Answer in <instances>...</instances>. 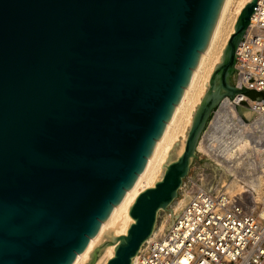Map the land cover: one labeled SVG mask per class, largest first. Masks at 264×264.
I'll return each mask as SVG.
<instances>
[{"label":"water","instance_id":"1","mask_svg":"<svg viewBox=\"0 0 264 264\" xmlns=\"http://www.w3.org/2000/svg\"><path fill=\"white\" fill-rule=\"evenodd\" d=\"M256 1L237 14L181 151L172 155L175 140L160 178L129 205L125 233L105 230L84 264L107 244L114 250L102 264H133L162 212L170 210L167 230L182 211L170 205L187 176L213 196L229 178L196 147L222 98L264 100L235 69ZM222 3L0 0V264H71L85 249L144 169Z\"/></svg>","mask_w":264,"mask_h":264},{"label":"built area","instance_id":"2","mask_svg":"<svg viewBox=\"0 0 264 264\" xmlns=\"http://www.w3.org/2000/svg\"><path fill=\"white\" fill-rule=\"evenodd\" d=\"M236 54L241 85L264 89V0L256 1ZM230 106H243L253 115L247 117L243 112L245 119L239 116L236 126L244 129L231 133H238L236 147L248 146V152L234 147L227 157L222 151L221 162L233 170L230 176L241 184V191L231 194L222 186L213 196L197 187L171 226L145 243L133 264H264V217L259 218L260 207H264L259 196L264 189V100L252 102L242 93L232 100L225 96L213 110L198 144L219 110Z\"/></svg>","mask_w":264,"mask_h":264},{"label":"bare ground","instance_id":"3","mask_svg":"<svg viewBox=\"0 0 264 264\" xmlns=\"http://www.w3.org/2000/svg\"><path fill=\"white\" fill-rule=\"evenodd\" d=\"M248 1L249 0H241L240 1L239 5L237 7V10H236V15L239 13V11L243 7V5ZM228 2H229V0H223L222 6L220 8V11H219L216 23H215L214 30H213L211 38H210V41H209L205 51L201 52L198 65L193 69L190 80L188 82V85L184 88L179 102L175 105L174 110H173L169 120L166 122V125H165V128H164L162 135L160 136L159 139L156 140L154 148H153L150 156L147 158L144 169L138 175L134 184L126 191V193L124 194V196L122 197L120 202L113 207L109 216L104 221H102L98 232L93 237L90 238L85 249L81 253H78L76 255L74 261L71 264H80V263L82 264V262H84L87 259L90 249L95 244V242L97 241V239L100 237V235L102 234V232L104 231V229L107 226L112 225L114 228V225L117 224L118 228H114L116 233H120V234L125 233L129 223L132 221V218L128 214L129 205L132 204L134 198L142 189H144L145 187H148L154 183L155 177L158 175L157 173L160 171L161 164L163 163L164 159L166 158V154H167L168 150L170 149V147L172 146V143L174 142V140L178 136V134H177L178 129H176V131H174V132H170L171 125L175 121L176 116H177L178 112L180 111V109L182 107H184L186 102L188 103L190 101V98H189L190 91H193L192 97L196 96V92L194 93V91L196 89L195 87H196V79L198 77V73L201 71L203 64L206 61V56L209 54L210 49L212 48V45L216 39V36H217L218 31L220 29L222 18H223L224 12L226 10V7L228 5ZM232 31H233V25L231 27L229 34ZM212 65L213 64H211V67H212ZM204 84H206V82H204L202 84V88L199 89V93L200 92L202 93V91L204 90L203 89V87L205 86ZM194 105H193V107H194ZM221 111H222V113H220ZM189 113H188V117H187L188 121L191 119V116H190L191 113L190 114ZM244 113H245V116H247V117L251 116V112L249 110L248 111L245 110ZM239 116H241V114L236 109V107H233V106H230V107L225 108L223 110H219V112L215 115V117L211 121V125L209 127V130H207L205 132V134L203 135V139L198 144V149L206 152V154L211 159L216 161L220 165V167H222L229 174L231 172H233V170L232 169L227 170L226 169L227 164L221 162V160H224V156H222V151L225 150L224 153H225V155H227V157H231V155L229 154V150L234 148V147H235V151L244 149L245 152H248V146L241 145V146L236 147V145H237L236 139L238 138L236 136L238 135V133L235 131L233 133V135H231V133L233 132L232 131L233 129H240L241 131H242V129H244V126H241L240 128H238L236 126V121L239 120ZM248 127H249V122H248ZM213 143L214 144L216 143V145H213ZM248 145H249V143H248ZM182 147L183 146H181L179 152L181 151ZM227 188L229 189L228 191L233 192V190L235 188H237L238 191H241L242 187H241V184L238 183L236 178L233 177L232 179H230L226 183L225 189H227ZM185 200H186V198L179 200V202L177 203V205L175 207V211H177L179 208H181L185 204L184 203ZM260 217H264V208L259 213V218ZM165 226H166L165 222L162 223V225L159 227V232H157L158 230L154 229L153 233L147 239L146 243L155 237L161 236L163 234V232H160V231H163V228ZM113 250H114V245H109L105 250V254L108 257H110L113 253ZM136 260H137V256L134 258L133 263H135Z\"/></svg>","mask_w":264,"mask_h":264},{"label":"rangeland","instance_id":"4","mask_svg":"<svg viewBox=\"0 0 264 264\" xmlns=\"http://www.w3.org/2000/svg\"><path fill=\"white\" fill-rule=\"evenodd\" d=\"M240 1L241 0H229V2H228V5H227V7H226V10H225V12H224V15H223V18H222V22H221V25H220V29H219V31H218V34H217V36H216V39H215V41H214V43H213V45H212V48L210 49V52H209V54L206 56V61H205V63L203 64V67H202V69H201V71L198 73V77H197V79H196V89L198 90H196L195 89V91H194V93L196 92V96L195 97H192V92L193 91H190V93H189V98H190V101L187 103L186 102V104L184 105V107H182L181 109H180V111L178 112V114H177V116H176V119H175V121L172 123V125H171V128H170V132H174V131H176V129H178V136H181V138H178V136L176 137V139L175 140H179V144H177V146L178 147H175V149H173V151H174V153L172 154L173 156H176L178 153H179V150H180V148H181V146H183V140H184V138H185V133H184V131H186L187 132V130H188V127L189 126H187V125H190V121H191V119L188 121L187 120V117H188V113L190 112V111H194L195 110V107H196V104L197 103H199V101H200V96H202V94L204 93V91H205V88H207L208 87V80L207 79H209V76H210V74L209 73H211L212 72V70H213V68H214V65L219 61V58H220V55H221V53H222V49H223V47H224V45H225V43H226V39H227V37H228V35H229V32H230V30H231V27H232V25H234V22H235V20L234 19H236L235 17L237 16L236 15V10H237V7H238V5H239V3H240ZM217 58V59H216ZM215 62V63H214ZM211 64H213L212 65V67H211ZM201 82V83H200ZM204 82H206V85L203 87V91H202V93L200 92L199 93V89H201L202 88V84L204 83ZM199 98V99H198ZM195 104V105H194ZM193 105H194V107H193ZM215 109V108H214ZM213 109V110H214ZM191 113V112H190ZM189 113V114H190ZM213 114V111H212V113H211V115ZM211 115H210V117H211ZM190 116H191V118H192V115L190 114ZM251 116H253L252 114H251ZM250 116V117H251ZM210 117H209V119H210ZM208 119V120H209ZM208 122V121H207ZM207 124V123H206ZM187 126V127H186ZM187 128V129H186ZM201 134H202V132H201ZM200 137H201V135H200ZM200 137H199V139H200ZM174 140V141H175ZM199 141V140H198ZM173 144V143H172ZM171 148V147H170ZM196 151L197 152H200V153H202V154H204L202 151L203 150H198V143H197V147H196ZM205 156H206V154H204ZM166 156H167V154H166ZM207 157V156H206ZM208 158V157H207ZM209 159V158H208ZM164 161H165V159H164ZM163 161V162H164ZM214 163V162H213ZM162 172H163V165L160 167V171L157 173L158 175L155 177V181L157 180V179H159L160 178V176H161V174H162ZM229 174V173H228ZM186 179L189 181L188 182V185H187V187H185V186H183V194L181 195V197L180 198H177L176 199V201H175V204H171L170 205V209H171V211H172V215H175L177 212H179L180 211V209L188 202V200H189V198H190V196H191V193L197 188V187H201L200 185H198L196 182H194L192 179H190L188 176L186 177ZM230 179H232V176H229V178L226 180V182L222 185V186H224V188H225V185H226V183L230 180ZM146 184V183H145ZM144 184V185H145ZM227 191L229 190L228 188L226 189ZM229 193H235V192H239L238 191V189L237 188H235L234 190H233V192H230V191H228ZM264 193V189H262L261 190V192H259V196H260V199H261V204L260 205H264V198H262V195L261 194H263ZM190 194V195H189ZM189 196V197H188ZM184 198H186V200H185V204L181 207V208H179L177 211H175V207H176V205H177V203L179 202V200H181V199H184ZM260 205H259V207H260ZM264 208V207H263ZM263 208H261L260 207V209H263ZM169 217H170V210H164L163 212H162V214H161V216H160V219H159V222H158V224H157V227L155 228L156 230H158L157 232H159V227L162 225V223H164L165 222V224H166V226H168L169 225ZM168 219V220H167ZM165 226V227H166ZM164 227V228H165ZM108 228H113V226L112 225H110V226H107L105 229H104V231L105 230H107ZM163 228V231H160V232H165V229ZM103 231V232H104ZM102 232V233H103ZM113 234L114 235H119L120 233H116V231H115V229L113 228ZM101 236V235H100ZM98 240V239H97ZM97 242V241H96ZM96 242H95V244H96ZM94 244V245H95ZM93 245V246H94ZM109 245H111V244H107L105 247H104V249L101 251V253L96 257V259L94 260V262L92 263V264H102L106 259H107V255L105 254V250H106V248L109 246ZM93 246H92V248H93ZM91 248V249H92ZM90 249V250H91ZM90 258V256L88 255V257H87V259L86 260H88ZM86 260L84 261V262H82V264H84L85 262H86ZM81 264V263H80Z\"/></svg>","mask_w":264,"mask_h":264},{"label":"trees","instance_id":"5","mask_svg":"<svg viewBox=\"0 0 264 264\" xmlns=\"http://www.w3.org/2000/svg\"><path fill=\"white\" fill-rule=\"evenodd\" d=\"M250 96H252V97H256L257 96V94H255V93H253V92H249L248 93Z\"/></svg>","mask_w":264,"mask_h":264}]
</instances>
